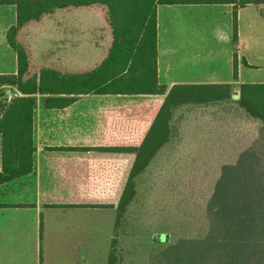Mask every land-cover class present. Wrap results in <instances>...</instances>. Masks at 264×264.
<instances>
[{"label":"rangeland","instance_id":"1","mask_svg":"<svg viewBox=\"0 0 264 264\" xmlns=\"http://www.w3.org/2000/svg\"><path fill=\"white\" fill-rule=\"evenodd\" d=\"M185 8L162 10L160 50L178 53L180 44L195 42L197 36L217 55L225 29L234 42L232 5ZM14 22V8L0 5V56ZM236 29L232 58L239 65V82L264 84V4L238 10ZM16 40L26 49L33 75L41 69L92 70L112 38L105 10L93 5L55 11L27 24ZM10 54L14 58L12 49ZM5 88L8 97L15 96L14 88ZM42 98L36 96L35 104ZM72 100L80 107L101 104L93 96ZM173 128L169 143L138 180L118 229L116 264H264V127L230 101L182 107L174 114ZM89 212L91 264H107L115 210ZM159 233L168 234L163 244Z\"/></svg>","mask_w":264,"mask_h":264},{"label":"trees","instance_id":"2","mask_svg":"<svg viewBox=\"0 0 264 264\" xmlns=\"http://www.w3.org/2000/svg\"><path fill=\"white\" fill-rule=\"evenodd\" d=\"M252 4H264V0H0V5L12 6L15 11V22L5 37L16 56V72L0 75V186L32 173L36 96L45 97L49 109H65L74 103L73 98L87 95L104 97L105 104L121 108L112 112L107 124L96 126L90 134L93 140H108L93 143L87 150L96 159L85 178L91 192L84 199H67L85 200L83 205L92 208L115 210L107 264H116L118 229L134 201L139 178L169 143L178 109L231 101L264 127L263 83L176 84L168 92L158 83V7L232 5V39L237 41V12ZM93 5L105 10L112 38L102 61L81 73L41 69L29 75V57L16 40L17 33L55 11ZM241 64L248 66L243 58ZM233 70L236 79V60ZM5 87L14 88L15 96L8 97ZM167 237L168 234L159 233L158 240L163 244Z\"/></svg>","mask_w":264,"mask_h":264},{"label":"crops","instance_id":"3","mask_svg":"<svg viewBox=\"0 0 264 264\" xmlns=\"http://www.w3.org/2000/svg\"><path fill=\"white\" fill-rule=\"evenodd\" d=\"M182 7L203 6H159L158 30L162 10ZM226 31L217 42L223 45L216 48L217 55L204 47L202 38L198 43L197 36L195 42L180 44L178 53L175 49L160 50L157 36L158 83L166 87V92L176 84L242 83L238 64L237 78L233 75L232 55L237 41L231 43ZM3 47L0 75L14 74L16 57L12 58L7 42ZM87 96L97 97L101 104L80 107L73 103L65 109H49L45 97L35 104L32 173L0 186V264H91L89 211L100 208L84 206L85 200L67 199H84L91 192L85 178L96 159L87 150L93 143L108 140H93L90 134L96 126L107 124L112 112L121 108L105 104L104 97ZM87 111L96 114L86 118L83 115ZM52 198L61 200L51 203Z\"/></svg>","mask_w":264,"mask_h":264},{"label":"water","instance_id":"4","mask_svg":"<svg viewBox=\"0 0 264 264\" xmlns=\"http://www.w3.org/2000/svg\"><path fill=\"white\" fill-rule=\"evenodd\" d=\"M9 100L8 97L4 98V101L7 102ZM0 107H1V104H0Z\"/></svg>","mask_w":264,"mask_h":264}]
</instances>
